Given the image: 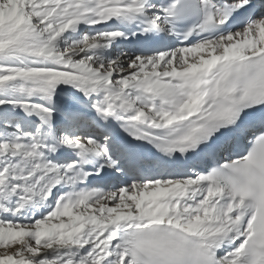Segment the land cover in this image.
Returning a JSON list of instances; mask_svg holds the SVG:
<instances>
[{"label":"snow or ice","instance_id":"1","mask_svg":"<svg viewBox=\"0 0 264 264\" xmlns=\"http://www.w3.org/2000/svg\"><path fill=\"white\" fill-rule=\"evenodd\" d=\"M0 264H264V0H0Z\"/></svg>","mask_w":264,"mask_h":264}]
</instances>
